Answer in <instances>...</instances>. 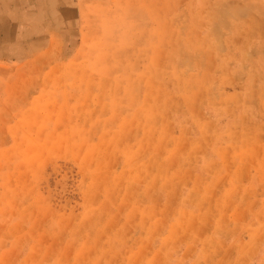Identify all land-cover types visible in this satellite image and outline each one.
I'll list each match as a JSON object with an SVG mask.
<instances>
[{
    "label": "crops",
    "instance_id": "crops-1",
    "mask_svg": "<svg viewBox=\"0 0 264 264\" xmlns=\"http://www.w3.org/2000/svg\"><path fill=\"white\" fill-rule=\"evenodd\" d=\"M213 1L0 0V264H264V0Z\"/></svg>",
    "mask_w": 264,
    "mask_h": 264
},
{
    "label": "rangeland",
    "instance_id": "rangeland-1",
    "mask_svg": "<svg viewBox=\"0 0 264 264\" xmlns=\"http://www.w3.org/2000/svg\"><path fill=\"white\" fill-rule=\"evenodd\" d=\"M217 3L218 2H214L213 1L212 4H207V5L205 4L204 7L207 8V10H203L205 12V14L206 13H210V14L218 15V13H220V12H221V14H224L225 11L227 13H229V10H232L234 13H237L236 10H238V8L241 11V2H239L238 0H230V2H229L230 4H228V2H226L225 5L224 6L222 5L221 7H218ZM197 8H198L197 6L195 8L194 6H189L187 4V6H184L181 11H182L183 14L184 13L195 14ZM182 25L185 26L186 24H182ZM223 40L224 39H222V38L219 39V45H222ZM237 41H234V42H237ZM237 47H241V45L239 44ZM202 57L205 59L206 56H202ZM181 60H182V62H195L196 61V55L183 54L181 56ZM207 61L211 62L213 64H216L218 62L216 56H213V60H207ZM204 62H206V61H204ZM262 93H263V97L262 98L264 99V90L262 91ZM259 105L261 107L260 110H262V116H263L262 126L264 127V102L260 103Z\"/></svg>",
    "mask_w": 264,
    "mask_h": 264
}]
</instances>
